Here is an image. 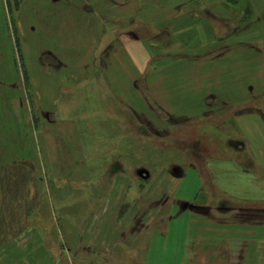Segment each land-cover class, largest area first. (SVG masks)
<instances>
[{"label":"crops","instance_id":"0c3cea01","mask_svg":"<svg viewBox=\"0 0 264 264\" xmlns=\"http://www.w3.org/2000/svg\"><path fill=\"white\" fill-rule=\"evenodd\" d=\"M154 1L155 9L144 2L140 7L110 0L97 11L99 22L86 27L90 42L77 86L84 87L85 101L97 97L101 103L85 102L82 109L109 111L106 122L124 130L122 141H130L134 127L150 141L185 128L235 127L226 132L233 155L225 150L217 161L226 164L221 171L228 175L240 170L243 183L228 178L226 191L219 190L213 182L216 169L210 163L200 167L197 157L187 167L170 166L154 175L142 169L138 175L145 186H135L125 166L116 167L122 161L115 155L106 171L114 180L110 201L84 218L62 248L46 249L33 231H22L7 238L0 264H264V7L247 0H205L193 7L186 6L188 0ZM90 6L84 0L73 11L89 14ZM157 11L163 16L155 18ZM54 61L55 68L61 66ZM37 96L36 109L50 139L71 135L79 142L86 136V117L64 126L43 107L40 92ZM173 101L185 106L180 109L175 102L174 113ZM187 169L199 185L191 198L170 185L180 182ZM71 173L87 179L84 170ZM17 192L10 204L14 210L1 224L24 221L22 207L31 200ZM169 206L171 214L165 212ZM183 214L188 217L177 224H183L185 236L158 228Z\"/></svg>","mask_w":264,"mask_h":264},{"label":"rangeland","instance_id":"374dc122","mask_svg":"<svg viewBox=\"0 0 264 264\" xmlns=\"http://www.w3.org/2000/svg\"><path fill=\"white\" fill-rule=\"evenodd\" d=\"M83 1L0 0V219L10 218L14 210L10 204L17 199L14 195L17 190L19 198L31 200L28 206L22 207L25 215L22 223H0V250L8 243L9 236L22 231H33L46 249L62 248L68 234L77 233L84 218H90L110 201L113 175L106 171L110 170L115 155L123 162L120 161V165L114 162L116 167L125 166L130 175L126 177L133 179L135 186L138 183L145 186L146 181L138 175L142 169L154 175L170 166L187 167L197 157L200 167L206 169L210 163V167L216 169L213 182L219 190L226 191L228 178L234 184L243 183L240 170L228 175L221 171L226 164L217 161L226 156V151L229 153L226 132L233 133L235 127L226 126V130L221 126L185 128L186 132H174L164 140L151 137V141L139 135L134 127V131L128 128L133 134L128 135L130 141H122L120 136L125 135L124 130L116 123L106 122L109 111L103 114L93 108L82 109L85 102L101 103L97 97L85 101L84 87L77 85L82 78L84 51L90 42L86 27L99 22L97 11H102L110 0H85L94 11L74 13L73 6ZM130 1L139 6L144 2V6L152 9L157 7L154 0H119V3ZM203 2L206 1L188 0L186 6H202ZM247 2L261 9L264 7V0ZM161 16L163 14L158 11L154 13L155 18ZM49 52L54 56L45 55ZM55 59L61 66L54 67ZM38 92L43 107L52 110V115L56 114L64 126L71 121L77 123L80 116L86 117V136L79 142V137L71 135H55L57 139H50L42 126L44 116L36 109ZM175 102L180 109L185 106L184 102L173 101L171 110L174 113L177 112L174 111ZM115 146L118 148L113 150ZM74 169L84 170L87 179L82 180L83 174H72ZM170 185L175 189L182 187L186 192L181 193L184 198H191L199 186L190 169L180 182ZM12 187L15 188L13 194L10 193ZM218 195L223 197L224 194L219 191ZM204 198L206 194L201 196ZM173 211L169 206L165 212L171 214ZM187 217L183 214L171 222L165 220L158 228L185 236V227L177 222ZM184 241L188 243V239ZM193 241H190V248ZM173 243L169 242V249Z\"/></svg>","mask_w":264,"mask_h":264}]
</instances>
